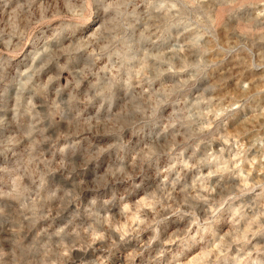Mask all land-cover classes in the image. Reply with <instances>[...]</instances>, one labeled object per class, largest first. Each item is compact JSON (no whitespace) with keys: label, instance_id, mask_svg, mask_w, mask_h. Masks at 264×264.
Masks as SVG:
<instances>
[{"label":"clouds","instance_id":"1","mask_svg":"<svg viewBox=\"0 0 264 264\" xmlns=\"http://www.w3.org/2000/svg\"><path fill=\"white\" fill-rule=\"evenodd\" d=\"M0 264H264V0H0Z\"/></svg>","mask_w":264,"mask_h":264}]
</instances>
